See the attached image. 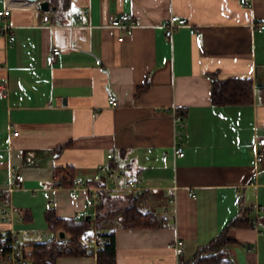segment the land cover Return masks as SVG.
I'll use <instances>...</instances> for the list:
<instances>
[{"label":"crops","instance_id":"1","mask_svg":"<svg viewBox=\"0 0 264 264\" xmlns=\"http://www.w3.org/2000/svg\"><path fill=\"white\" fill-rule=\"evenodd\" d=\"M40 1L0 0V9L21 6L0 16V28L10 24L15 33L10 41L0 32V82L8 84L0 99V190L27 214L13 222L0 214V232L26 230L21 235L33 246L49 229L47 209L63 218L95 215L89 186L103 184L101 167L108 166L156 182L141 205L164 218L158 227H125L119 215L104 221L102 230L115 231L116 264H178L241 209L252 223L229 229L225 256L231 264H264V163L256 161V136L264 133V28L257 27L264 0H50L49 10ZM120 13L137 24L112 26ZM173 13L197 32L180 27L166 38L163 25ZM53 46L61 53L49 62ZM213 74L251 79L253 101L214 104ZM174 107L187 123L182 157L173 153ZM67 166L86 183L77 197L55 174ZM12 169L24 180L10 190ZM254 203L263 208L253 210ZM177 239L184 241L179 256L168 247ZM57 264L97 259L60 257Z\"/></svg>","mask_w":264,"mask_h":264},{"label":"trees","instance_id":"2","mask_svg":"<svg viewBox=\"0 0 264 264\" xmlns=\"http://www.w3.org/2000/svg\"><path fill=\"white\" fill-rule=\"evenodd\" d=\"M146 86L139 87L138 93ZM253 82L249 78L220 79L212 75V101L214 104H245L253 101ZM68 145V144H67ZM60 147L59 149H61ZM72 166L56 167L55 174L59 184L69 186L75 177ZM102 184V181L96 182ZM100 186V185H96ZM147 191L135 194L132 191L118 193L110 190H100L101 201L95 215L83 214L79 217L63 218L56 214L54 208L45 211L48 228L58 232L57 239H44L33 243L29 253L32 264H57L60 257L89 256L92 250L81 242L83 235L93 229L102 230L104 221L119 215L125 227H158L164 223V218L151 209L141 205ZM248 210L241 209L229 224L214 238L200 245L194 255L185 259L180 256L179 264H231L225 256L224 248L232 240L229 235L231 227L250 225L252 220L247 217ZM27 216V214H25ZM108 241L97 252V264H116L115 231L102 230ZM61 232L64 236L61 237Z\"/></svg>","mask_w":264,"mask_h":264},{"label":"built area","instance_id":"3","mask_svg":"<svg viewBox=\"0 0 264 264\" xmlns=\"http://www.w3.org/2000/svg\"><path fill=\"white\" fill-rule=\"evenodd\" d=\"M245 4L249 3V0H244ZM21 7L17 4H8L5 8L0 9V16L8 17L11 10ZM43 22L50 24L51 16L49 13H44L42 16ZM137 24V20L128 13H120L115 16L111 25L115 27H119L125 30H130ZM165 28V36L170 39L173 35V32L180 27H190L191 33H196L197 28L192 26L190 22L182 16L178 14H171L168 20L164 23ZM258 29L262 30L264 28V23H258ZM0 32L4 35H8L10 41H14L15 33L12 29V25L4 24L0 28ZM61 53V49L59 46H53L47 56V60L49 62H54L58 55ZM8 94V84L6 82H0V99L6 97ZM117 103V96L110 95L108 98V104L115 105ZM173 123L174 130L176 132V137L178 138L177 142L174 144L173 153L177 157H182L185 155V145L182 141L185 130L187 127V123L185 120V114L183 110L173 108ZM14 134H18V131H15ZM256 144L258 146L256 161L257 163H264V133L258 134L256 136ZM20 152H23L20 149ZM112 154L109 153L108 157H111ZM168 154L167 152L163 153L162 159L164 161L167 160ZM101 170L104 173V182L100 186L91 185L89 191V202L88 206L97 208L98 204L101 201L100 190H113V189H124L128 191H132L135 194H141L146 189L152 188L156 186V182L146 181L142 182L141 179L134 177L133 175L116 171L115 168L102 166ZM11 177L13 179V184L10 185V190H12L16 186H21L24 180V176L21 173H18L15 169H12ZM85 181L75 176L69 185V189L71 191V195L73 197H77L80 194V188L85 186ZM177 186L173 185L171 190L169 191L168 202L169 205L172 206L171 210L174 213L176 202H177ZM190 195H193L194 192L190 191ZM238 198H242V193H238ZM173 208V209H172ZM263 206L260 204H253V210H261ZM165 211H169V209H165ZM0 214L3 220H7L13 222L16 218H22L25 215L24 210L15 209L10 203L8 197H6V190H0ZM79 211L75 213L74 217L82 216ZM17 216V217H16ZM18 220V219H17ZM22 233H26V230H10V231H1L0 232V264H32L31 259L29 258V253L32 252L33 246L26 242V240L22 237ZM264 236V232L261 231ZM45 239H57L59 238L58 232L53 230H45L43 234ZM108 241V238L105 236L104 231L99 229H93L91 232L85 234L81 238V242L84 245H87L92 250L93 255L97 259V252L103 245ZM168 247H171L175 250L176 254L181 255L184 250V241L181 239L174 240ZM179 264V263H178Z\"/></svg>","mask_w":264,"mask_h":264},{"label":"water","instance_id":"4","mask_svg":"<svg viewBox=\"0 0 264 264\" xmlns=\"http://www.w3.org/2000/svg\"><path fill=\"white\" fill-rule=\"evenodd\" d=\"M40 7H41L43 10H49L50 7H51V2H50V0H41V1H40ZM60 236L63 237V236H64V233L61 232Z\"/></svg>","mask_w":264,"mask_h":264},{"label":"rangeland","instance_id":"5","mask_svg":"<svg viewBox=\"0 0 264 264\" xmlns=\"http://www.w3.org/2000/svg\"><path fill=\"white\" fill-rule=\"evenodd\" d=\"M45 239V238H44Z\"/></svg>","mask_w":264,"mask_h":264}]
</instances>
